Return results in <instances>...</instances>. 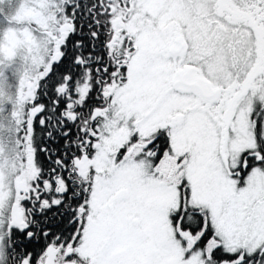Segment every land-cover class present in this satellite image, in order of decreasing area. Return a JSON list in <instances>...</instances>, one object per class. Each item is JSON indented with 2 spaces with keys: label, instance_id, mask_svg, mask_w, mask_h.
<instances>
[{
  "label": "snow or ice",
  "instance_id": "1",
  "mask_svg": "<svg viewBox=\"0 0 264 264\" xmlns=\"http://www.w3.org/2000/svg\"><path fill=\"white\" fill-rule=\"evenodd\" d=\"M0 264H264V0H0Z\"/></svg>",
  "mask_w": 264,
  "mask_h": 264
}]
</instances>
